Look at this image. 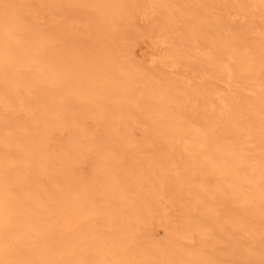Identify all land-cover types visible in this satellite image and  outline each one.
Listing matches in <instances>:
<instances>
[{"label": "rangeland", "instance_id": "374dc122", "mask_svg": "<svg viewBox=\"0 0 264 264\" xmlns=\"http://www.w3.org/2000/svg\"><path fill=\"white\" fill-rule=\"evenodd\" d=\"M0 264H264V0H0Z\"/></svg>", "mask_w": 264, "mask_h": 264}, {"label": "bare ground", "instance_id": "6f19581e", "mask_svg": "<svg viewBox=\"0 0 264 264\" xmlns=\"http://www.w3.org/2000/svg\"><path fill=\"white\" fill-rule=\"evenodd\" d=\"M93 2H95V3H97V4H99V6H101V7H106L107 5H110V4H112L113 2H114V0H92ZM103 2H105V3H103ZM152 5V7H153V4H151ZM150 6V5H149ZM151 7V8H152ZM151 8H149V9H151ZM153 8H155V7H153ZM155 10V9H154ZM253 14H255V13H253ZM147 14H146V12L144 13V16H146ZM255 15H253V17H254ZM174 20V19H173ZM176 22V21H175ZM169 25V24H168ZM172 27V26H171ZM164 28V27H163ZM170 33V32H169ZM165 35V34H164ZM167 35V34H166ZM157 38H159L160 39V44H162V45H165L166 43H168V41H166V39H167V37H165V36H158ZM169 39H170V37H169ZM196 44V43H195ZM196 49H195V51L197 52V54H198V51H199V49L197 48V47H195ZM204 55V54H203ZM206 58H208L209 60H212V57L210 56V53H206L205 55H204ZM213 61V60H212ZM211 61V62H212ZM178 63V62H177ZM173 65H175V64H173ZM177 65V64H176ZM223 65V64H222ZM224 65H225V63H224ZM223 65V70H225V72H227L228 73V75H229V77L231 78V76H232V74H233V69H232V65L230 64V63H226V65L224 66ZM222 67V66H221ZM224 72V73H225ZM226 73V74H227ZM228 78V77H227ZM229 79V78H228ZM232 79V78H231ZM229 82H231V81H229ZM228 87H230L231 88V85L229 84V86ZM232 91V90H231ZM219 92V91H218ZM233 92V91H232ZM215 94V93H214ZM217 94V96H218V99H219V101H220V104H221V110H223V112H224V110H226V107H227V109H228V103H226L225 101V98L220 94V93H216ZM237 96H235V98H236ZM5 98V97H4ZM6 102H7V100H6ZM212 107V106H211ZM47 133V132H46ZM52 135V134H51ZM42 139H43V137H42ZM43 141H44V143H45V145H48L49 144V142H50V133L48 134L47 133V135L45 134V137H44V139H43ZM43 143V144H44ZM149 143H151V142H149ZM183 148H184V150L185 151H187V152H190V153H193L194 154V152H195V155L196 154H198V156L200 157V158H198V159H202V161L203 160H208V159H210L211 158V154H210V145H209V143H208V141L207 140H202V141H200V142H192V141H186L185 142V145H183ZM168 151V150H167ZM171 151H173V149H171ZM80 160V159H79ZM201 161V162H202ZM209 162V161H208ZM76 163V162H75ZM208 164V163H207ZM5 197L4 198H7V197H13V196H15L16 195V193H15V191L13 190V189H7L6 191H5ZM2 199L1 200V203L3 204V205H5V202H6V200L5 199ZM5 221V220H4ZM73 228H75V225L72 223V222H68L67 221V223H65L64 225H63V227H62V230H63V232L64 231H69V230H72ZM87 231V230H86ZM87 237H89V236H87ZM190 238V237H189ZM188 238V239H189ZM81 242L83 243L84 242V239H82L81 240ZM84 246H86V247H88V244H87V242H85V244H84ZM83 247V246H82ZM108 249H109V247H108ZM105 251H107V248L106 249H104L103 250V252H105ZM107 256L105 255L104 256V259L106 258Z\"/></svg>", "mask_w": 264, "mask_h": 264}]
</instances>
